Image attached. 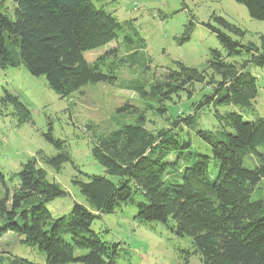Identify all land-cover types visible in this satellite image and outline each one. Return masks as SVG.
<instances>
[{"label":"trees","instance_id":"1","mask_svg":"<svg viewBox=\"0 0 264 264\" xmlns=\"http://www.w3.org/2000/svg\"><path fill=\"white\" fill-rule=\"evenodd\" d=\"M234 1L250 17L264 20V0ZM12 2L13 18L0 11L1 69L23 65L31 74L43 75L48 87L64 98L86 84L114 83L120 68L137 62V50L116 57L110 49L91 62L85 59L89 50L119 44L120 22L93 0ZM211 17L214 25H206L224 53L210 49L202 70L180 61L174 68H156L148 89L143 82L128 86L147 110L165 116L168 126L148 129L139 114L105 136L94 133L91 155L105 175L78 169L65 141L49 127L43 137L56 152L37 151L12 175L15 189L0 197V237L13 232L21 244L43 253L45 264H117L119 243L105 241L91 224L101 214L134 205L138 224L171 221L175 235L189 238L188 249H183L186 260L191 254L200 264H264V117H243L257 96L249 68L264 66V33L258 44L243 43L245 30L222 16ZM124 40L136 43L128 34ZM137 42L144 46L143 38L138 36ZM195 84L211 91L189 104L192 113L169 114L172 100L182 93L191 97ZM1 101L12 106L19 124L31 121L18 95L4 90ZM203 107H211L215 132L197 127ZM247 156L255 164L246 165ZM38 162L54 170L71 163L77 172L71 182L87 205L74 202L67 215L52 217L47 203L67 191L49 181ZM9 260L37 264L17 255Z\"/></svg>","mask_w":264,"mask_h":264},{"label":"rangeland","instance_id":"2","mask_svg":"<svg viewBox=\"0 0 264 264\" xmlns=\"http://www.w3.org/2000/svg\"><path fill=\"white\" fill-rule=\"evenodd\" d=\"M97 6L112 12L121 24L118 43L115 41L84 53L87 61L115 49L116 57L137 50L135 65L122 67L116 72L114 83L96 82L86 84L67 97L58 96L47 85L43 75H33L26 67L0 68V197L7 191L12 194L17 181L11 180L23 163L35 156L37 151L53 155L56 150L43 135L52 128L53 136L65 141L73 161L82 172L104 174V169L91 155L92 141L96 135H107L119 123L134 121L136 115L143 114L145 126L154 130L168 126L165 116L147 110L128 86L143 82L148 89L152 83L154 69L174 68L180 61L186 66L202 70L206 67L209 50L224 53L216 35L207 23L214 25L212 15L222 16L229 22L245 30L241 39L259 43V35L264 33V20L249 16L244 5L234 0H93ZM12 0H0V11L14 17ZM130 35L136 43H125L124 36ZM134 34H137L135 36ZM135 36V37H134ZM143 38L144 46L138 41ZM137 38V39H136ZM233 58H228L232 61ZM249 72L256 79L257 96L252 111L243 114L247 120L256 116L264 117V66H252ZM4 90L15 94L28 107L31 121L19 124L12 114V106L1 99ZM210 87L195 84L193 95L184 93L175 97L170 104L169 114L186 115L192 113L189 104L198 101L201 94L209 93ZM223 111V109H220ZM238 111V110H236ZM170 117V116H169ZM197 127L215 132L216 120L211 107L198 110ZM95 133V134H94ZM193 134V131H191ZM254 157H245L248 166L255 164ZM46 171L49 181L56 182L67 195L47 203L52 217L67 215L74 202L87 205L85 198L71 179L77 174L71 163L65 162L59 170L37 163ZM84 178V177H83ZM85 179V178H84ZM134 205H122L113 213L101 214L95 218L91 228L100 232L101 238L110 243H119L117 264H200L197 255H187L190 240L179 237L162 222L138 224L134 215ZM10 255L24 257L37 264H45V256L35 248L19 242L13 232L0 237V264H9Z\"/></svg>","mask_w":264,"mask_h":264}]
</instances>
